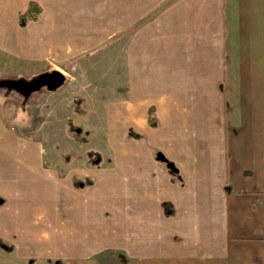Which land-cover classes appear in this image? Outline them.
Returning a JSON list of instances; mask_svg holds the SVG:
<instances>
[{
	"label": "crops",
	"instance_id": "obj_1",
	"mask_svg": "<svg viewBox=\"0 0 264 264\" xmlns=\"http://www.w3.org/2000/svg\"><path fill=\"white\" fill-rule=\"evenodd\" d=\"M0 1L9 2L5 17L15 1L42 0ZM123 1L139 8L123 7L122 92L106 108L105 144H120L115 168L99 174L86 155L64 172L74 183L51 171L47 192L26 190L18 136L0 116V197L15 204H0V233L28 237L41 197L64 257L68 248L89 258L105 249L122 252L124 264H264V0ZM130 17L139 18L133 28ZM20 197L28 229L18 226ZM3 243L13 251L0 248V264H28L18 244Z\"/></svg>",
	"mask_w": 264,
	"mask_h": 264
},
{
	"label": "rangeland",
	"instance_id": "obj_2",
	"mask_svg": "<svg viewBox=\"0 0 264 264\" xmlns=\"http://www.w3.org/2000/svg\"><path fill=\"white\" fill-rule=\"evenodd\" d=\"M7 3L9 2L0 1V13ZM13 3L18 8L16 13L15 5L11 4L4 14L5 17L0 14V82L32 81L51 70H57L64 76L63 84L57 91L52 92L41 88L25 96L13 89L0 88V116L9 129L7 130L17 135L20 142V187L30 191L35 189L33 191L39 194L47 192V184L42 179L52 173L51 171L58 173L60 180L65 179L66 185L74 183L75 179L69 180L64 172L71 169L72 161L79 162L84 159L87 151L99 153L100 163L95 167L99 174L115 168L112 156L120 148V144L112 141L111 147L105 144L107 127L113 123L108 119L106 108L109 102L120 98L122 92L123 28L129 22V17L123 15V7H131L129 12L134 8L138 9L139 2L42 0L37 2L42 9L37 22H28L23 28L18 25L17 17L25 11L27 2ZM141 6L144 10L145 2ZM138 19L130 17L132 28L135 24L133 21ZM76 95H81L86 100L83 105L86 113L83 116L73 112L72 98ZM64 97L65 108L61 107V110L56 111L58 103L64 102L61 100ZM119 117L120 120L116 122L121 123V115ZM68 119L83 130L84 141L79 142L67 134L65 122ZM121 125L119 131L115 130L119 143L126 139ZM25 158L32 161L33 165L27 171L23 169L21 161ZM88 165L91 164L88 162ZM83 183L85 187L93 185L91 181L89 185ZM3 195L4 197H0V204L5 212L11 207V203L12 206L15 204L10 202L6 194ZM40 199L41 197L36 200L39 206L35 204L37 219L33 222V227L30 226L34 231L29 230L28 237L26 233L12 234L5 228L0 233L3 242L10 243L13 240L18 244L16 250L22 255V260L30 259L32 264L126 262L122 252L111 253L105 249L89 258L77 255L74 248H68V255L64 257L63 251L59 249V240L62 237L60 226L50 225L48 220L43 219L46 216L43 215V203ZM26 200L24 197L19 199L18 226L22 229L29 227L26 219L21 218L30 215V211L26 210L29 206ZM106 210L103 207L100 216L106 217L109 214Z\"/></svg>",
	"mask_w": 264,
	"mask_h": 264
},
{
	"label": "trees",
	"instance_id": "obj_3",
	"mask_svg": "<svg viewBox=\"0 0 264 264\" xmlns=\"http://www.w3.org/2000/svg\"><path fill=\"white\" fill-rule=\"evenodd\" d=\"M42 13V9L40 5L36 2H28L27 9L24 13L20 14L17 18L18 25L23 28L26 26L28 22H36ZM4 81V80H3ZM84 104V98L82 96H75L72 99V106H73V112L78 116L85 115V109L83 107ZM66 132L67 134L74 138L75 140L82 142L84 141L83 137V130L76 126L71 119L66 120ZM148 125L151 128H156L158 126V122L155 116L152 114L148 115ZM135 139H139L140 136L136 135L134 136ZM86 155L89 158V161L92 165L97 166L100 163V155L97 152L94 151H87ZM66 158L68 156H65ZM68 161V159L66 160ZM86 184H90V181H86ZM0 248L3 249L5 252L10 253L13 251L12 245H6L0 240ZM32 260H29L28 264H32Z\"/></svg>",
	"mask_w": 264,
	"mask_h": 264
},
{
	"label": "water",
	"instance_id": "obj_4",
	"mask_svg": "<svg viewBox=\"0 0 264 264\" xmlns=\"http://www.w3.org/2000/svg\"><path fill=\"white\" fill-rule=\"evenodd\" d=\"M63 82V74L55 70L50 73L41 74L32 81L4 80L0 82V88L13 89L28 96L30 93L38 91L41 88H45L49 92L55 91Z\"/></svg>",
	"mask_w": 264,
	"mask_h": 264
}]
</instances>
